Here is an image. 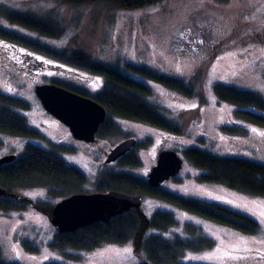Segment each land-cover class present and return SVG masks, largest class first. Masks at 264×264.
Masks as SVG:
<instances>
[{"label": "rangeland", "instance_id": "374dc122", "mask_svg": "<svg viewBox=\"0 0 264 264\" xmlns=\"http://www.w3.org/2000/svg\"><path fill=\"white\" fill-rule=\"evenodd\" d=\"M0 5L54 18L66 32L60 38H42L46 43L57 49L83 51L145 82L152 91L147 99L181 126L182 132L175 133L140 121L114 118L119 132L97 136L94 143L77 139L69 126L44 108L36 86L59 78L95 93L103 88L105 77L77 67L58 73L52 65H27L25 52L0 38V90L29 102V108L18 111L28 118L32 127L62 146L61 156L87 175L85 192H96L97 180L105 172L124 170L148 178L159 153L166 149L175 150L185 158L183 150L186 147L200 146L220 155L241 156L264 163V126L249 124L245 135L227 134L223 130L224 124L241 122L234 115L237 107L220 100L214 89L215 84L225 83L264 96V0H161L138 9L118 8L105 2L78 8L56 0H0ZM0 25L37 36L2 15ZM126 63L144 65L181 78L193 84L196 94L185 95L158 81L129 72ZM198 74H202L199 80ZM129 137L151 140L146 147L136 149L141 164L135 167H122L118 162L107 164L105 152ZM29 143L50 147L45 138L0 132V157L11 153L22 156ZM200 172L202 170L185 158L178 178L165 181L162 187L185 196L229 202L260 223L258 233L245 234L149 195L143 196V212L148 216L157 210L175 214L180 225L168 232H160L166 236L183 233L184 223L192 222L202 226L216 241V246L210 250L188 251L183 258L186 263L264 264V197L223 184L201 183L196 178ZM20 192L34 201L51 200L55 204L59 200L50 197L45 188H26ZM56 230L50 217L32 205L21 210H0V247L8 262L140 263L131 242L104 243L93 250L70 248L77 258H67L50 246ZM242 240L248 243L245 245ZM125 248L132 251L126 253ZM218 248L221 251L217 253ZM225 252L230 255H224ZM213 253H216L213 259H202Z\"/></svg>", "mask_w": 264, "mask_h": 264}, {"label": "trees", "instance_id": "16d2710c", "mask_svg": "<svg viewBox=\"0 0 264 264\" xmlns=\"http://www.w3.org/2000/svg\"><path fill=\"white\" fill-rule=\"evenodd\" d=\"M56 1L78 8L89 7L95 2H105L112 3L118 8L138 9L156 4L161 0ZM0 15L12 24L37 35L33 37L0 25V38L24 51L25 59H28L27 65L32 63L35 66L52 65L58 73L62 72V69L70 70L77 67L105 77L103 88L95 93L59 78L51 82L92 97L106 107L107 118L97 136H107L120 131L114 118L140 121L170 132H182L179 124L168 119L147 99L152 91L145 82L83 51L57 49L46 43L42 38H60L66 32L54 18L36 16L2 5H0ZM125 67L129 72L158 81L182 94L189 96L196 94L193 84L181 78L134 63H126ZM201 75H197V80L201 78ZM214 89L220 100L237 107L234 115L241 122L224 124L223 130L227 134L245 135L249 131V124L264 126V96L261 93L225 83L215 84ZM29 107L30 104L26 99L0 90V132L12 136L45 138L50 145L49 148H45L29 143L22 156L0 166V184L8 190V194L0 196V210L4 212L21 210L32 205L50 216L55 205L51 200L34 201L22 195L20 190L45 188L50 197L60 200L73 193L85 192L84 186L88 179L80 168L69 164L61 156L62 146L32 127L28 118L18 111V109ZM150 142V139L141 141L139 146L146 147ZM183 152L185 158L194 167L202 170L196 177L201 183L223 184L243 193L264 197V163L241 156L220 155L200 146L186 147ZM118 163L122 167H135L141 164V160L137 153L129 152ZM177 178L178 176L174 177V179ZM97 181V191L118 190L129 194L149 195L167 200L181 209L245 234H256L260 231V223L255 218L231 206L229 202L185 196L162 186H152L148 178L128 171L105 172ZM179 225L180 222L172 211L157 210L152 216H148L144 212L130 210L113 217L109 223L97 222L72 232L56 230L50 246L65 257L76 259L77 255L71 252L70 248L93 250L104 243L131 242L135 254L140 259L139 264H205L186 263L183 258L188 251L202 252L214 248L216 241L205 233L202 226L192 222L184 223L183 233L175 232L167 236L160 233L168 232ZM0 264H21V262L6 261L0 247ZM45 264L64 263L48 260Z\"/></svg>", "mask_w": 264, "mask_h": 264}, {"label": "water", "instance_id": "95a60500", "mask_svg": "<svg viewBox=\"0 0 264 264\" xmlns=\"http://www.w3.org/2000/svg\"><path fill=\"white\" fill-rule=\"evenodd\" d=\"M36 93L44 108L58 120L69 126L73 136L87 142H95L101 125L106 121L107 109L96 99L82 95L55 83L36 86ZM138 144L136 137L127 138L107 153L106 163H111L131 151ZM14 153L0 157V166L12 162ZM184 157L175 150H162L157 164L148 174L152 186L162 184L181 172ZM8 190L0 184V196ZM143 195L118 190L106 192H77L57 201L49 216L59 232H72L97 222L109 223L124 212H143Z\"/></svg>", "mask_w": 264, "mask_h": 264}, {"label": "snow or ice", "instance_id": "6c2138e0", "mask_svg": "<svg viewBox=\"0 0 264 264\" xmlns=\"http://www.w3.org/2000/svg\"><path fill=\"white\" fill-rule=\"evenodd\" d=\"M193 107H195V105H193ZM255 131V130H254ZM242 243H244L245 245L248 243L247 241H241ZM262 242H264V241H262ZM230 247H234V246H232V245H229ZM245 250H247V249H245ZM132 251V249L131 248H125L124 249V252H126V253H130ZM221 251V249H217L216 250V252L218 253V252H220ZM224 255H230V253H227V252H225L224 253ZM216 256V253H213L212 255H210V256H207V257H203L202 259H213L214 257ZM217 258H219V257H217ZM233 258H239V257H233Z\"/></svg>", "mask_w": 264, "mask_h": 264}, {"label": "flooded vegetation", "instance_id": "af4514ba", "mask_svg": "<svg viewBox=\"0 0 264 264\" xmlns=\"http://www.w3.org/2000/svg\"><path fill=\"white\" fill-rule=\"evenodd\" d=\"M73 135V134H72ZM129 138H131V137H129ZM127 139V138H126ZM125 140V139H124ZM83 141H85V140H83ZM97 141V140H96ZM123 141V140H122ZM87 142V141H86ZM140 140H138V144H137V146L136 147H134L131 151H129V152H135L136 153V149L137 148H139L140 146ZM88 143H94V142H88ZM115 147V146H114ZM114 147H112V148H114ZM112 148H110V150L112 149ZM110 150L109 151H106L105 152V154H106V158H107V153L108 152H110ZM129 152H127L125 155H127ZM125 155H123V156H125ZM123 156H121L119 159H117L116 161H114V162H111V163H116V162H119V160L123 157ZM158 160V159H157ZM105 162H106V159H105ZM111 163H107V164H111ZM96 192H98V191H96Z\"/></svg>", "mask_w": 264, "mask_h": 264}]
</instances>
